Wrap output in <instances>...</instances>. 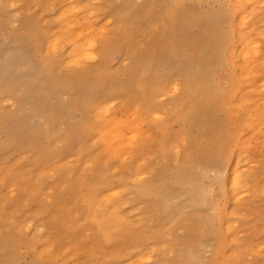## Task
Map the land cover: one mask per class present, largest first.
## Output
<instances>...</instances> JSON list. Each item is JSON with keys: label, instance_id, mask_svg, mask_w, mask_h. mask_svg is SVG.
Wrapping results in <instances>:
<instances>
[{"label": "rangeland", "instance_id": "1", "mask_svg": "<svg viewBox=\"0 0 264 264\" xmlns=\"http://www.w3.org/2000/svg\"><path fill=\"white\" fill-rule=\"evenodd\" d=\"M94 1L0 0V264H264V0ZM75 7L101 37L68 42ZM135 116L111 155L99 130Z\"/></svg>", "mask_w": 264, "mask_h": 264}, {"label": "bare ground", "instance_id": "2", "mask_svg": "<svg viewBox=\"0 0 264 264\" xmlns=\"http://www.w3.org/2000/svg\"><path fill=\"white\" fill-rule=\"evenodd\" d=\"M63 1V0H62ZM65 1V0H64ZM69 1H71V0H69ZM86 1H88V0H86ZM95 1H98V0H95ZM94 1V2H95ZM101 1V0H100ZM245 1V0H244ZM261 1V0H260ZM49 2V1H48ZM93 2V1H92ZM99 2V1H98ZM65 3V2H64ZM67 3V2H66ZM80 3H81V1H80ZM83 3V2H82ZM96 3V2H95ZM100 3V2H99ZM98 3V4H99ZM251 4L252 3H254V5H255V3H256V5H257V2H250ZM47 4V3H46ZM61 4V3H60ZM97 4V3H96ZM262 4H263V1H262V3L260 4L261 6H262ZM50 5V4H49ZM68 5V4H67ZM67 5H65V6H67ZM69 5H72V3L71 4H69ZM75 5V4H74ZM81 5V4H80ZM100 5H103V3L102 4H100ZM253 4H252V6H254ZM260 6V7H261ZM264 6V5H263ZM45 7V6H44ZM59 7H63V6H59ZM71 7H73V5L72 6H70V8ZM82 7V6H81ZM98 7V6H97ZM255 7V6H254ZM259 7V6H258ZM48 8V7H47ZM50 8V7H49ZM64 8V7H63ZM69 8V9H70ZM74 8V7H73ZM76 8V7H75ZM85 8V7H84ZM98 8H100V7H98ZM262 8V7H261ZM52 9V8H51ZM61 9V8H60ZM81 9V8H80ZM79 8H76V9H73V10H71V11H68V10H62V12H61V16H60V19H61V24H62V27H63V30H64V32L66 31V32H69V33H73V31H75L74 32V34H76V32H78L77 34H78V36H76V37H74L73 38V36H69V37H67V38H69L68 39V42L69 43H74L75 42V40H82L84 37L83 36H85V35H82L84 32H86V33H84V34H87V31H90L91 33H92V31H93V28H94V30H95V28H98V27H101L102 25H99L98 27L96 26V27H93V28H90L88 25H89V23H87V22H85V23H87L88 25H85L84 27L83 26H80V25H82L81 23H79V24H76L75 23V20L73 19V18H71V15L73 14V15H75V14H78L81 10H80ZM250 9H252V7L250 8ZM256 9V8H255ZM47 10V9H46ZM49 10V9H48ZM47 10V11H48ZM84 10V9H83ZM262 10H264V9H262ZM53 11V10H52ZM59 11V10H58ZM93 11H95L94 9H93ZM245 11V10H244ZM252 11V10H251ZM256 11H260V10H258V9H256ZM246 12V11H245ZM253 12H254V10H253ZM88 13H91V11L90 12H88ZM94 13V12H93ZM92 13V14H93ZM244 13V12H243ZM250 13V12H249ZM261 13H262V11H261ZM261 13H259V14H261ZM58 14V13H57ZM254 14V13H253ZM41 15V14H40ZM83 15V14H82ZM87 15H89V14H87ZM240 15H241V17H240ZM239 15V19L241 20V19H243V15H245L246 16V13H244V14H240ZM90 16V15H89ZM244 16V17H245ZM249 16V15H248ZM256 16V15H255ZM83 17V16H82ZM91 17V16H90ZM95 17V16H94ZM251 17V16H250ZM249 17V18H250ZM260 17V16H259ZM92 18V17H91ZM237 18V17H236ZM257 18V17H256ZM53 19V18H52ZM57 19H58V16H57ZM71 19H73L74 21H72ZM76 19H78V17L76 18ZM109 19V18H108ZM238 19V20H239ZM253 19V18H252ZM44 20V19H43ZM56 20V19H55ZM80 20V19H79ZM98 20V19H97ZM107 20V19H106ZM110 21H111V18L109 19ZM108 20V21H109ZM113 20V19H112ZM237 20V19H236ZM239 20V21H240ZM244 20V19H243ZM243 20H241V22L243 21ZM249 20V19H248ZM247 20V21H248ZM256 20V19H255ZM47 21V20H46ZM103 21V20H102ZM245 21V23H246V20H244ZM44 22H45V20H44ZM77 22V21H76ZM89 22H91V21H89ZM100 22H101V20H100ZM105 22H107V21H105ZM104 22V24L103 25H105L106 23ZM240 22V23H241ZM256 22V21H255ZM109 22H107V24H108ZM244 23V22H243ZM243 23H241V25H244ZM249 23V22H248ZM59 24V23H58ZM238 24V23H237ZM79 25V26H78ZM98 25V24H97ZM253 25V24H252ZM91 26V25H90ZM110 26H111V24H110ZM89 28V30L87 29V28ZM92 27V26H91ZM104 27V26H103ZM106 27V26H105ZM113 27V26H112ZM111 27V28H112ZM239 27V26H238ZM255 27H257V26H255ZM59 28H61V27H59ZM80 28V29H79ZM86 28V29H85ZM102 28V27H101ZM109 28V27H108ZM83 29V30H82ZM91 29V30H90ZM100 29V28H99ZM98 29V30H99ZM252 29V28H251ZM61 30V29H60ZM85 30V31H84ZM87 30V31H86ZM100 30H102V29H100ZM263 30V29H262ZM49 31V30H48ZM84 31V32H83ZM248 31H249V29H248ZM257 31H259V30H257ZM256 31V32H257ZM94 32V31H93ZM260 32V31H259ZM91 33H88L87 34V36L88 35H93V36H95V37H97V36H102V34H100V35H97V32H94L95 33V35H94V33L93 34H91ZM264 33V32H263ZM73 34V35H74ZM104 34H105V31H104ZM240 33H238V35H239ZM257 34V33H256ZM259 34V33H258ZM53 35V34H52ZM97 35V36H96ZM109 35V34H108ZM55 37V36H54ZM83 37V38H82ZM90 38L89 39H87L86 40V43L87 44H85L86 45V47H81L82 45H80V46H77L75 49L73 48V46L71 47L72 49H73V54L75 53L76 55H79V56H81L80 54L82 53H85V55L86 54H88V55H92L93 56V54H91L92 53V51H93V49H95L94 47H96V40L94 39V38H92L91 39V36H89ZM82 38V39H81ZM85 38H88V37H85ZM85 38L83 39V40H85ZM103 38V37H102ZM261 38H263V37H261ZM64 39V37L62 38V37H60V36H57L56 35V37L51 41V47H50V49L49 50H52L51 48H53L55 51H57V48H58V46H59V44H61V41ZM75 39V40H74ZM245 39V38H244ZM247 39V38H246ZM245 39V40H246ZM251 39V38H250ZM67 40V39H66ZM245 40H243V41H245ZM49 41V40H48ZM63 41H65V40H63ZM109 41V40H108ZM242 41V42H243ZM253 41H255L254 39H253ZM50 42V41H49ZM80 42L81 41H79V44H80ZM249 42V40L248 41H245V43H248ZM257 42V41H256ZM47 43V42H46ZM65 43V42H64ZM76 43V42H75ZM74 43V44H75ZM84 43V42H83ZM83 43H81V44H83ZM259 44H261V42L259 43ZM106 45V44H105ZM61 46H63L62 44L60 45V47ZM249 46H247V49H250V48H248ZM251 47H254V46H251ZM257 47H258V45H257ZM257 47H254V50L253 49H251L252 50V53L254 52V55H252V56H257V53H256V50L258 49ZM256 48V49H255ZM46 49V48H45ZM62 49V48H61ZM71 49V50H72ZM246 49V50H247ZM53 50V51H54ZM67 50H69V47H67ZM70 50V51H71ZM239 50H241V49H239ZM243 50H244V48H243ZM242 50V52H244V54L246 53L245 51H243ZM251 50H249V51H251ZM54 51V53H57V52H55ZM69 51V52H70ZM260 51V50H259ZM251 53V52H250ZM255 53H256V55H255ZM53 54V53H52ZM66 54H68V53H66ZM70 54H71V52H70ZM74 54V55H75ZM244 54H242L241 53V55H243L244 56ZM247 55L249 54V53H246ZM84 55V54H83ZM85 55L84 56H82L81 58H80V60H83V59H87V57H90V56H88V55H86V58H85ZM99 55V54H98ZM247 55H245V56H247ZM68 56H71V55H69L68 54ZM242 56V57H243ZM244 56V57H245ZM249 56H250V54H249ZM74 57H77V56H74ZM95 56H93V58H94ZM98 57V56H97ZM97 57H96V60H97ZM241 57V58H242ZM243 57V58H244ZM68 58V57H67ZM72 58H73V56H72ZM257 58V57H256ZM71 58L69 57V60H70ZM74 59V58H73ZM76 59H78V57L77 58H75L74 59V62L76 63L77 61H75ZM253 58H249L248 60L250 61V60H252ZM255 59V58H254ZM91 58H89V60H86L87 62L88 61H90L91 62ZM244 61H247V60H245V58L243 59ZM256 60V59H255ZM79 61V60H78ZM93 61V60H92ZM187 61V60H186ZM257 61H258V59H257ZM70 62H71V60H70ZM73 62V61H72ZM74 62H73V64H74ZM85 62V61H84ZM67 63V62H66ZM79 63H80V61H79ZM78 63V64H79ZM63 64V63H62ZM69 64V63H68ZM67 64V65H68ZM81 64V63H80ZM89 64V63H88ZM253 64V63H252ZM70 65V64H69ZM90 65V64H89ZM79 66H81V65H79ZM65 67V66H64ZM79 68V67H78ZM73 69V68H72ZM74 70V69H73ZM248 71V70H247ZM248 73V72H247ZM262 82V81H261ZM260 83V82H259ZM231 84H232V91L233 92H235V89H237V86L239 85V83H238V80H237V78L235 77V76H232V80H231ZM264 84V83H263ZM175 89V88H174ZM218 87H216L215 85H211V84H208V85H205V86H203L200 90H199V94L200 95H205V94H207L208 95V99L212 102V103H214L215 105H223L225 102H226V100L228 99L229 100V102H231L232 101V97H233V92L231 91V92H229L228 94H224L223 92H219L218 91ZM261 90V89H260ZM260 90L258 91V92H260ZM264 90V89H263ZM262 90V91H263ZM173 91H175V90H173ZM173 91H171V92H173ZM170 95V94H169ZM172 95V94H171ZM264 95V94H263ZM243 98H245L244 96H243ZM161 100V99H160ZM242 100H246V99H242ZM247 101V100H246ZM248 101H250V100H248ZM258 101V100H257ZM261 102V101H260ZM264 104V103H263ZM262 104V105H263ZM112 105V104H111ZM253 109H254V107H253ZM107 111V113H108V115H110V112H109V110H106ZM137 111H140V110H138L137 109ZM137 111H136V115H139L138 113H137ZM121 113V112H120ZM119 113V114H120ZM123 113V112H122ZM121 115V114H120ZM125 115V114H124ZM98 116H101V115H98ZM111 116V115H110ZM153 117H158L157 115H152ZM151 116V117H152ZM131 118H132V116H130ZM121 118H122V116H121ZM126 118H128V116H126ZM129 119V120H131L130 122H132L133 121V119ZM105 119V118H104ZM125 119V118H124ZM123 119V120H124ZM152 119V118H151ZM157 119V118H156ZM102 120V119H101ZM114 120V119H113ZM112 120V118H110L109 120H108V122L104 125V127H102L100 130H99V133L101 134V139H102V141H103V143H104V145L106 146V148H107V150H108V152L111 154V155H114V156H117V157H124V156H128L129 154H130V152L132 151V149H133V147H135V145L138 147V145H140V147L142 146V141H143V139H145V136L144 135H141V134H139V132H138V125L140 124V122L138 123V121L140 120L139 118H138V116H135V119H134V121H133V123H130L129 121H127L126 120V122H114ZM159 121H160V119H158ZM125 121V120H124ZM262 124V123H261ZM140 127V126H139ZM262 128V127H261ZM141 129V128H140ZM126 130H130L129 131V135H130V133H131V136L129 137V135H127L128 133H126ZM127 131V132H128ZM234 136V135H233ZM165 137H167V136H165ZM218 140V139H217ZM216 140V141H217ZM233 140V139H232ZM232 140H230V138H228L227 140H225V142L223 141V142H220L218 145H219V147L221 148L220 149V151L221 152H224V155H223V158H224V161H226L227 162V164L231 167V175H230V179H229V185H230V190H232V191H236V189L238 188V186L240 185V183H241V176H240V173H239V170H238V164H239V159H237V160H235V161H233V159H232V156L229 158V155H228V151H227V149H225V146L228 144V141L231 143V142H234V141H232ZM235 140V139H234ZM247 140V139H246ZM246 140H244V141H246ZM243 141V140H242ZM229 143V144H230ZM235 144V143H234ZM229 146V145H228ZM128 148H130L131 150H129L128 151ZM226 148H227V146H226ZM175 151H177V150H175ZM239 155V154H238ZM244 156V155H243ZM125 159V158H124ZM217 160V159H216ZM217 161H219V159L217 160ZM251 161V160H250ZM100 162V161H99ZM142 162V161H141ZM248 163V162H247ZM251 163V162H250ZM101 164H103V163H101ZM141 164V163H140ZM245 164V163H244ZM243 164V165H244ZM85 165V164H84ZM87 165H89V164H87ZM105 165V164H104ZM247 165V164H246ZM248 166H249V164H248ZM247 169V168H246ZM245 169V170H246ZM49 172V171H48ZM245 172V171H244ZM137 176V175H136ZM135 177V176H134ZM133 177V178H134ZM142 177V176H141ZM129 178V177H128ZM137 178V177H136ZM140 178V177H139ZM139 178L138 179H136V180H139ZM228 179V178H227ZM245 185H246V183H245ZM241 186V185H240ZM239 186V187H240ZM242 186H243V184H242ZM263 187H264V185H263ZM11 190V189H10ZM114 190V189H113ZM229 190V189H228ZM242 190V189H241ZM263 190V189H262ZM115 191V190H114ZM261 191V190H260ZM111 192V191H110ZM244 192V191H243ZM259 192V191H258ZM263 192V191H262ZM112 194V193H111ZM233 194H234V192H233ZM244 194L245 193H243V196H244ZM114 196H116L115 194H113ZM112 195V196H113ZM239 195H242V194H239ZM239 195L238 196H235V197H238V199H239ZM245 195H247V194H245ZM263 195V194H262ZM10 196V195H9ZM109 196V195H108ZM111 196V195H110ZM106 197V196H105ZM234 197V199L236 200V198ZM241 198V197H240ZM102 199H104V198H102ZM123 207V206H122ZM112 214H116V211L114 210L113 212H112ZM229 225V224H228ZM227 225V226H228ZM226 226V225H225ZM226 229H227V227H225ZM224 244L223 243H221L220 244V251L222 252L223 250H224ZM260 248V247H259ZM259 248H258V250H259ZM140 257V256H139ZM148 257V256H147ZM142 260V259H141ZM145 260V259H144ZM143 261V260H142ZM127 263V262H126ZM130 263V262H129Z\"/></svg>", "mask_w": 264, "mask_h": 264}]
</instances>
